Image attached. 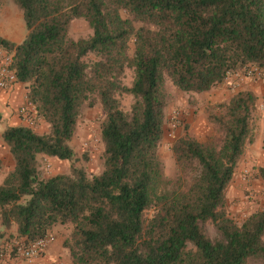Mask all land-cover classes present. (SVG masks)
Instances as JSON below:
<instances>
[{"label":"trees","instance_id":"trees-1","mask_svg":"<svg viewBox=\"0 0 264 264\" xmlns=\"http://www.w3.org/2000/svg\"><path fill=\"white\" fill-rule=\"evenodd\" d=\"M14 1L27 33L20 42L0 34V46L14 52L18 77L50 128L2 133L14 167L0 184V218L17 226L12 237L33 241L71 225L63 246L74 264H247L251 257L264 264V210L241 222L226 210L258 96L239 90L226 114L210 116L222 145L189 135L174 141L179 176L193 175L186 185L166 175L159 155L167 77L181 91L202 93L243 69L264 70V0ZM77 18L88 22V37H70ZM90 54L97 59L86 61ZM122 96L134 99L130 110ZM98 105L103 171L89 176L72 166L41 177V156L74 160L83 108Z\"/></svg>","mask_w":264,"mask_h":264},{"label":"rangeland","instance_id":"rangeland-1","mask_svg":"<svg viewBox=\"0 0 264 264\" xmlns=\"http://www.w3.org/2000/svg\"><path fill=\"white\" fill-rule=\"evenodd\" d=\"M27 33L22 9L14 0H0V34L14 42L23 40ZM92 30L85 19L77 18L71 23L69 35L73 39L85 38ZM134 44L130 42V53L133 55ZM88 62L97 59L94 54L85 58ZM246 69L234 73L230 79L202 93L185 92L176 88L172 81L166 79V96L168 106L165 117V135L159 148L160 158L165 166V173L170 178L180 180L186 185L193 175L179 176L175 156L171 151L174 141L189 135L207 144L220 146L223 143L224 133L211 120V115L227 113L230 99L239 90H251L257 96V105L251 113L252 131L250 141L240 158L235 175L226 194V210L235 221H243L250 213L264 210V78L245 77ZM134 79L132 69H127L124 82L131 85ZM236 86V87H234ZM134 99L131 96H122L121 102L125 110H130ZM104 112L100 105L83 108L77 122L75 135L71 146L75 150L74 160H60L53 157L39 158V171L43 178L57 174L68 173L72 166L84 167L89 176L99 174L104 169L102 158L103 143L101 141V122ZM41 122H45L44 120ZM48 127L44 132L49 131ZM11 154L4 152L0 159V170L12 163ZM64 226V225H57ZM205 227L212 238L217 236L212 222H206ZM71 225L64 226L57 234H68ZM10 237H12L10 235ZM9 237L2 238V240ZM59 246L56 241L51 246ZM69 261V260H68ZM68 264H74L71 260ZM247 264H261L259 259L251 257Z\"/></svg>","mask_w":264,"mask_h":264},{"label":"built area","instance_id":"built-area-1","mask_svg":"<svg viewBox=\"0 0 264 264\" xmlns=\"http://www.w3.org/2000/svg\"><path fill=\"white\" fill-rule=\"evenodd\" d=\"M233 74H230L227 78L230 79ZM245 77L264 78V70L255 67L247 68ZM22 92H24L25 101L16 109L17 114L29 123L26 126L33 127L36 123L43 121V119L37 113L36 105L29 97L27 85L19 79L14 68V52L0 46V96L6 93L19 95ZM19 125L16 124L14 126ZM55 240L56 236L51 231L33 241H26L25 238L19 237L4 239L0 242V259L6 257L11 259L14 256H18L30 263L34 262L46 254L48 247Z\"/></svg>","mask_w":264,"mask_h":264},{"label":"crops","instance_id":"crops-1","mask_svg":"<svg viewBox=\"0 0 264 264\" xmlns=\"http://www.w3.org/2000/svg\"><path fill=\"white\" fill-rule=\"evenodd\" d=\"M24 101V92L19 95L6 93L0 96V159L4 157V152H7L8 155L11 154L8 146L5 144L2 138L3 131L8 126H14L16 124L29 125V123L25 119L18 116L16 110L18 106L21 105ZM48 127L50 126L47 122H38L33 126L35 131L40 133L45 131ZM13 167L14 161L11 163V165H8V167L4 168L3 171L0 170V184L4 182L6 176L13 169ZM63 227L64 226H55L51 230V232L55 233L57 231H60ZM16 231V225L13 224L11 228H6L3 226L0 218V242L2 241V238L10 237V235L12 236L13 234L16 235ZM67 236L68 234H57L55 241L56 243H58L59 246L55 247L52 245L50 250L47 251L43 257L35 260L34 262L30 263L18 256H14L11 259L8 257L0 259V264H68L70 258L68 256L66 248L63 246L64 239Z\"/></svg>","mask_w":264,"mask_h":264}]
</instances>
